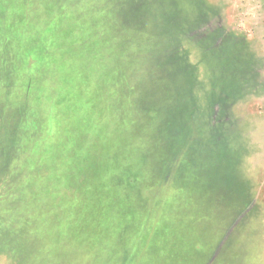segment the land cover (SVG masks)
<instances>
[{
	"label": "rangeland",
	"instance_id": "374dc122",
	"mask_svg": "<svg viewBox=\"0 0 264 264\" xmlns=\"http://www.w3.org/2000/svg\"><path fill=\"white\" fill-rule=\"evenodd\" d=\"M206 1L0 0V264H264V8Z\"/></svg>",
	"mask_w": 264,
	"mask_h": 264
},
{
	"label": "trees",
	"instance_id": "16d2710c",
	"mask_svg": "<svg viewBox=\"0 0 264 264\" xmlns=\"http://www.w3.org/2000/svg\"><path fill=\"white\" fill-rule=\"evenodd\" d=\"M205 3L207 2L206 0H203ZM252 2H256L257 4H260L264 8V0H251ZM243 47V46H242ZM236 48V46H234Z\"/></svg>",
	"mask_w": 264,
	"mask_h": 264
}]
</instances>
